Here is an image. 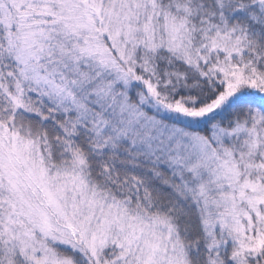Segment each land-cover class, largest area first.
I'll return each mask as SVG.
<instances>
[{"label":"snow or ice","instance_id":"1","mask_svg":"<svg viewBox=\"0 0 264 264\" xmlns=\"http://www.w3.org/2000/svg\"><path fill=\"white\" fill-rule=\"evenodd\" d=\"M0 264H264V0H0Z\"/></svg>","mask_w":264,"mask_h":264}]
</instances>
